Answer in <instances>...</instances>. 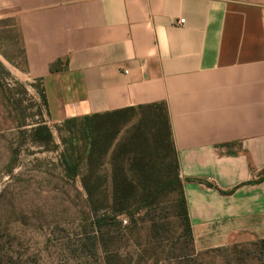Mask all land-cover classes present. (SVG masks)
Instances as JSON below:
<instances>
[{"label": "crops", "instance_id": "crops-1", "mask_svg": "<svg viewBox=\"0 0 264 264\" xmlns=\"http://www.w3.org/2000/svg\"><path fill=\"white\" fill-rule=\"evenodd\" d=\"M1 18L52 122L166 105L195 251L264 239V0H0Z\"/></svg>", "mask_w": 264, "mask_h": 264}, {"label": "rangeland", "instance_id": "rangeland-1", "mask_svg": "<svg viewBox=\"0 0 264 264\" xmlns=\"http://www.w3.org/2000/svg\"><path fill=\"white\" fill-rule=\"evenodd\" d=\"M41 91L42 83L27 73L15 19L1 18L0 264H264V245L250 235L219 249L192 248L179 215V191L159 190L174 170L164 163L169 150L158 144L138 149L149 176L134 177L140 190L127 211L144 205L148 194L151 206L114 217L112 148L137 134L133 127L141 114L127 119L108 154H94L87 165L96 132L85 134L81 121L52 122ZM40 125L49 129V142L36 141ZM97 125L103 128V121ZM128 159L121 156L116 164L128 170ZM75 163L78 175L72 178L66 165ZM90 173V185L97 187L91 201L81 181Z\"/></svg>", "mask_w": 264, "mask_h": 264}, {"label": "trees", "instance_id": "trees-1", "mask_svg": "<svg viewBox=\"0 0 264 264\" xmlns=\"http://www.w3.org/2000/svg\"><path fill=\"white\" fill-rule=\"evenodd\" d=\"M41 98L43 100V104L46 106V99L43 91H41ZM160 108H162L160 110L161 113L158 114L157 111ZM138 113L141 114V120L138 121V126L136 124L133 127L135 128V133L137 134L131 136L125 141L115 144L114 148H112L113 142L119 135L123 125L127 123V119ZM78 121H81V123L83 124V130L85 134H92L94 133V131L96 132L95 135L92 134L90 136L91 142L89 145L87 165L90 162L91 158L94 156V154L97 153L101 156H105L109 153L112 148V160L115 164L112 167L111 173V211L114 213V217L123 214L133 215L134 213H136V211H139L141 207L145 208L151 206V202H148V194L146 195V201L144 202V205L141 204L142 206H140V208H135L130 212L127 211L131 198L134 197V195L138 194L137 192L140 190V188L134 181V177L141 176L142 174L146 173V169H144L145 167L142 168V166L139 164L141 160H139L138 158V149L140 147H142L141 150L145 149V143H154L158 144L159 147H162V150H169V154L166 156L167 160L164 161V163L166 165L172 166L174 172L172 178L163 182L159 190L166 187L175 186V188L179 191V215L185 227L186 237L188 238L193 248L187 205L183 194L182 183L179 178L178 162L174 149V144L172 141L170 122L166 105L164 103H157L137 107H129L103 114H93L82 118L68 119L64 121V124L76 125ZM99 121H103V128L97 125ZM143 129H145V132H143ZM101 131L103 133L99 134L98 132ZM34 133L36 141H50L51 134L46 126H38L34 130ZM147 135H149L150 138H148ZM141 139L143 140V142H141ZM121 156H129L128 161L130 162V164L128 170L123 169V167L120 166L121 164H116V162H118ZM66 170L69 176L74 178L78 175V164H67ZM148 176L149 174L147 172L144 179H147ZM90 178L91 173L89 175H84L81 180L82 187L85 190L89 201H91L94 192L97 190V187L90 185ZM139 181L140 180L137 178V182L140 184ZM109 220L110 218H107V216L104 215L101 221L106 224ZM255 239L258 240L261 245H264V239Z\"/></svg>", "mask_w": 264, "mask_h": 264}, {"label": "built area", "instance_id": "built-area-1", "mask_svg": "<svg viewBox=\"0 0 264 264\" xmlns=\"http://www.w3.org/2000/svg\"><path fill=\"white\" fill-rule=\"evenodd\" d=\"M183 22H184L183 20H179L178 23L181 25V24H183Z\"/></svg>", "mask_w": 264, "mask_h": 264}]
</instances>
